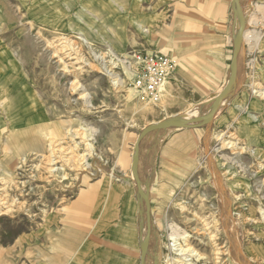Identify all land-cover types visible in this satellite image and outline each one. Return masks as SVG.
<instances>
[{
  "label": "rangeland",
  "instance_id": "374dc122",
  "mask_svg": "<svg viewBox=\"0 0 264 264\" xmlns=\"http://www.w3.org/2000/svg\"><path fill=\"white\" fill-rule=\"evenodd\" d=\"M184 1L167 27L153 0H0V264H49L52 213L97 181L133 180L145 128L209 114L230 78L237 26L231 0H192L190 11ZM240 7L245 31L260 40L241 43L235 84L209 124L140 143L151 224L144 264H169L173 228L189 234L203 259L195 264H264V0ZM146 52L175 63L155 104L137 95L125 63Z\"/></svg>",
  "mask_w": 264,
  "mask_h": 264
},
{
  "label": "crops",
  "instance_id": "0c3cea01",
  "mask_svg": "<svg viewBox=\"0 0 264 264\" xmlns=\"http://www.w3.org/2000/svg\"><path fill=\"white\" fill-rule=\"evenodd\" d=\"M153 1L155 21L159 16L161 24L166 12L167 27H172L176 18L183 15L180 11L187 9L184 0ZM190 3L192 0L189 11ZM220 5L215 7V15L227 7L226 3ZM132 181L116 184L97 181L84 188L70 204L50 213L49 229H56L58 249L48 254L49 264H140L141 206Z\"/></svg>",
  "mask_w": 264,
  "mask_h": 264
},
{
  "label": "water",
  "instance_id": "95a60500",
  "mask_svg": "<svg viewBox=\"0 0 264 264\" xmlns=\"http://www.w3.org/2000/svg\"><path fill=\"white\" fill-rule=\"evenodd\" d=\"M233 2L235 3V6L237 7L238 12H239V28H238V39L234 40L232 44L231 74H230V78L227 83L225 91L219 96H217L213 106L211 107L209 114L206 117L201 118L199 120L194 118V119H189L181 123L158 122V123L152 124L151 126L142 130L138 134L137 139L135 141L134 152H133V157H132V166L134 168L133 167L131 168V174L133 176V181L136 185L137 194H139L142 200L144 201V218H145V225H146V237H145V240L142 244L141 251H140V264L145 263V255H146L148 239H149L150 229H151L149 202L147 201L146 196L143 194L141 190L140 182H139L137 171L135 168V166L137 167L140 143L147 137V135L157 130L197 129V128L205 127L209 124L215 112L220 108L219 103L225 98V95L233 88L235 84L236 74H237V57L239 54V50H240L241 43L243 41L244 32H245V20H244V15L241 12L240 0H233ZM232 10H233V23H234L236 12L234 11L233 8ZM193 122H197V123H193Z\"/></svg>",
  "mask_w": 264,
  "mask_h": 264
},
{
  "label": "built area",
  "instance_id": "2783aa9c",
  "mask_svg": "<svg viewBox=\"0 0 264 264\" xmlns=\"http://www.w3.org/2000/svg\"><path fill=\"white\" fill-rule=\"evenodd\" d=\"M125 63L132 75V87L144 103L155 104L160 99L161 86L170 79L175 63L159 52L134 54Z\"/></svg>",
  "mask_w": 264,
  "mask_h": 264
},
{
  "label": "bare ground",
  "instance_id": "6f19581e",
  "mask_svg": "<svg viewBox=\"0 0 264 264\" xmlns=\"http://www.w3.org/2000/svg\"><path fill=\"white\" fill-rule=\"evenodd\" d=\"M233 9H234V11L236 12V16H235V24H236V26H237V29H236V31H235V40H237L238 39V28H239V23H238V16H237V7L235 6V3L233 2ZM264 11H261L260 12V14H262ZM264 17L262 16V20H264L263 19ZM250 19V18H249ZM258 18H256V17H254V16H252L251 17V20L249 21L250 22V24H257V22H259L258 20H257ZM262 22V21H261ZM255 26V25H254ZM260 34L258 33V32H250V31H245L244 32V36H243V41L242 42H244V41H246V42H248L249 44H250V46H251V49L252 48H256L257 47V45H258V42H259V40H260ZM231 74V73H230ZM166 84H168V82L166 81L162 86H161V88H160V90H165V88H166ZM231 91H232V89H231ZM228 96H225V98L222 100V101H225L226 100V98H227ZM171 123H174V122H177L176 120H173V121H170ZM52 142V141H51ZM50 142V143H51ZM52 145V144H51ZM50 150V149H49ZM52 152V151H51ZM43 156V155H42ZM50 156V155H49ZM56 157V156H55ZM50 158V157H49ZM56 158H58V157H56ZM52 159H53V156H52ZM60 159V158H59ZM49 160V159H48ZM46 161V160H45ZM57 162V161H56ZM49 164V163H48ZM134 168V167H133ZM135 168H136V166H135ZM52 171H54V169H51ZM220 195V194H219ZM222 195V194H221ZM220 195V196H221ZM223 197V196H222ZM221 199V198H220ZM223 199H224V197H223ZM222 200V199H221ZM220 200V201H221ZM222 202H223V200H222ZM226 202V201H225ZM222 206V205H221ZM220 206V207H221ZM224 206V205H223ZM222 211V210H221ZM223 212H224V210H223ZM225 214V213H224ZM227 214V213H226ZM226 217V216H225ZM228 217V216H227ZM166 219V218H165ZM225 219V218H224ZM222 221H223V219H222ZM228 228H229V226H228ZM232 228V227H231ZM183 234V233H182ZM235 238H236V236H235ZM210 239H211V237H210ZM234 239V237L232 238V240ZM168 240H169V242H168V249H169V251H171L172 252V255H171V257L169 258V264H195V262H197L198 260H200V259H202L201 258V255L197 252V251H195L194 250V248L193 247H190L189 246V244H188V242H189V234H183V236L181 237V238H179V232L178 231H176V228H173L172 229V234H170V236H168ZM180 240H182V242L180 241ZM214 240V239H213ZM231 240V241H232ZM237 241V240H236ZM235 241V242H236ZM183 242H185V244L183 243ZM233 242H234V240H233ZM232 244V249H233V243H231ZM235 244V243H234ZM238 245V244H237ZM236 245V246H237ZM211 247V246H210ZM235 249V252L237 251V253H238V249H236V248H234ZM215 251V253L213 252V254H215V259L216 260H218L219 258H218V256L220 255V253L219 252H217V250L215 249L214 250ZM237 253L236 254H234V255H237ZM170 254V253H169ZM168 254V255H169ZM238 254H241L240 252L238 253ZM192 258V259H191ZM207 259V258H206ZM203 260V259H202ZM191 261V262H190ZM246 261V260H245ZM244 261V262H245ZM243 262V261H242ZM198 264V263H197ZM245 264H246V262H245Z\"/></svg>",
  "mask_w": 264,
  "mask_h": 264
}]
</instances>
